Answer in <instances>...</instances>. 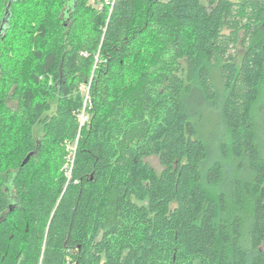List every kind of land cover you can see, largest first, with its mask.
Masks as SVG:
<instances>
[{
  "label": "trees",
  "instance_id": "16d2710c",
  "mask_svg": "<svg viewBox=\"0 0 264 264\" xmlns=\"http://www.w3.org/2000/svg\"><path fill=\"white\" fill-rule=\"evenodd\" d=\"M0 264H264V0H0Z\"/></svg>",
  "mask_w": 264,
  "mask_h": 264
},
{
  "label": "rangeland",
  "instance_id": "374dc122",
  "mask_svg": "<svg viewBox=\"0 0 264 264\" xmlns=\"http://www.w3.org/2000/svg\"><path fill=\"white\" fill-rule=\"evenodd\" d=\"M95 1H99V0H95ZM231 1H233V2H238V1H240V0H231ZM96 6H98V5H96ZM87 93V92H86ZM38 133L40 134V131L38 130V129H35V136H38ZM146 161H147V163L154 169V170H156L157 172H159L160 170H161V167H160V165H159V162H158V160H157V158H155V157H151V158H148V159H146Z\"/></svg>",
  "mask_w": 264,
  "mask_h": 264
},
{
  "label": "built area",
  "instance_id": "2783aa9c",
  "mask_svg": "<svg viewBox=\"0 0 264 264\" xmlns=\"http://www.w3.org/2000/svg\"><path fill=\"white\" fill-rule=\"evenodd\" d=\"M87 120H88V116H87V114L85 113V111L83 110V111L81 112V114L79 115V127H80V128L83 127V126L86 124ZM69 147H70V148H68V150L70 151V154H71V156H72V155H73V151H74V146L71 145V146H69Z\"/></svg>",
  "mask_w": 264,
  "mask_h": 264
},
{
  "label": "bare ground",
  "instance_id": "6f19581e",
  "mask_svg": "<svg viewBox=\"0 0 264 264\" xmlns=\"http://www.w3.org/2000/svg\"><path fill=\"white\" fill-rule=\"evenodd\" d=\"M108 3V2H107ZM86 113V112H85ZM82 128V127H81Z\"/></svg>",
  "mask_w": 264,
  "mask_h": 264
},
{
  "label": "water",
  "instance_id": "95a60500",
  "mask_svg": "<svg viewBox=\"0 0 264 264\" xmlns=\"http://www.w3.org/2000/svg\"><path fill=\"white\" fill-rule=\"evenodd\" d=\"M2 28V27H1Z\"/></svg>",
  "mask_w": 264,
  "mask_h": 264
}]
</instances>
